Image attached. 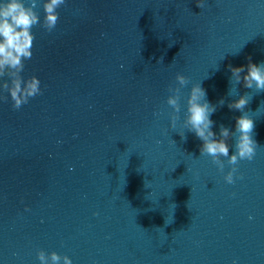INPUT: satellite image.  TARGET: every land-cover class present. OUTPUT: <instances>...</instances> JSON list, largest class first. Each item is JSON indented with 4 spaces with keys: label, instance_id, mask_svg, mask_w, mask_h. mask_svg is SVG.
Returning <instances> with one entry per match:
<instances>
[{
    "label": "water",
    "instance_id": "water-1",
    "mask_svg": "<svg viewBox=\"0 0 264 264\" xmlns=\"http://www.w3.org/2000/svg\"><path fill=\"white\" fill-rule=\"evenodd\" d=\"M202 3L66 0L52 32L33 27L22 75L42 94L18 110L0 100V264H40L38 250L72 264H264V92L228 68L264 62V0ZM177 73L189 84L173 129ZM198 83L225 99L217 134L235 130L227 103L249 92L258 146L233 184L178 134Z\"/></svg>",
    "mask_w": 264,
    "mask_h": 264
},
{
    "label": "clouds",
    "instance_id": "clouds-1",
    "mask_svg": "<svg viewBox=\"0 0 264 264\" xmlns=\"http://www.w3.org/2000/svg\"><path fill=\"white\" fill-rule=\"evenodd\" d=\"M41 0H0V100L12 101L13 109H20L30 98L42 94L40 80L35 75L25 78L22 73L25 61L32 58L34 42L33 27L39 25L47 32H52L59 21V9L66 0H42L44 17L41 21L36 9ZM197 7L203 8L202 0H197ZM161 58L158 63H162ZM231 72L230 80L236 84L243 83L246 89L257 94L264 92V62L253 63L248 58L247 65H228ZM176 86L170 85L166 103L172 111L169 113L170 126L175 129L181 112V89L189 84L186 76L177 73ZM7 93V95H3ZM238 98L227 103L230 110L240 112L235 119V130L221 124L218 134L213 131L214 121L211 116L218 106L225 104L221 98L217 104L207 99L206 90L201 83L192 84L186 101V111L183 118V133L178 132L182 140H186V131L193 133L202 141L200 155L211 158L217 169L223 173L225 165L230 170L224 175L228 184L235 183L240 161H251L256 155L257 142L254 139V119L248 115L247 106L250 103L249 92L238 95ZM234 138V151L230 154L228 141ZM238 178H242L239 176ZM37 258L40 264H72L68 255L61 256L56 251L46 253L38 250Z\"/></svg>",
    "mask_w": 264,
    "mask_h": 264
}]
</instances>
